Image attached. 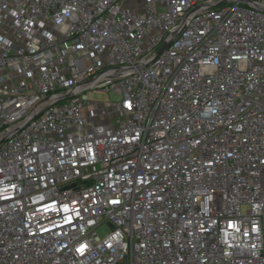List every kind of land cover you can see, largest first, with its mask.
I'll return each instance as SVG.
<instances>
[{
  "label": "built area",
  "instance_id": "2783aa9c",
  "mask_svg": "<svg viewBox=\"0 0 264 264\" xmlns=\"http://www.w3.org/2000/svg\"><path fill=\"white\" fill-rule=\"evenodd\" d=\"M0 264H264V0H0Z\"/></svg>",
  "mask_w": 264,
  "mask_h": 264
},
{
  "label": "rangeland",
  "instance_id": "374dc122",
  "mask_svg": "<svg viewBox=\"0 0 264 264\" xmlns=\"http://www.w3.org/2000/svg\"><path fill=\"white\" fill-rule=\"evenodd\" d=\"M114 97V96H113ZM93 98L94 99H100V100H103L104 98H105V96L104 95H96V94H94L93 95ZM115 98V97H114ZM116 99V98H115ZM98 109H99V107L98 108H96L95 109V111H96V115H98ZM107 118V117H106ZM113 118V116L110 114L109 116H108V119H112ZM94 122H95V124H104L106 121H105V119H103V118H95V120H94ZM108 231H109V229L108 228H100V229H98V231H97V234L100 236V237H104L107 233H108Z\"/></svg>",
  "mask_w": 264,
  "mask_h": 264
}]
</instances>
